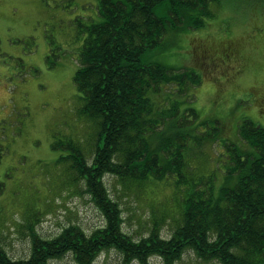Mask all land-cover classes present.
Wrapping results in <instances>:
<instances>
[{"label":"trees","instance_id":"trees-1","mask_svg":"<svg viewBox=\"0 0 264 264\" xmlns=\"http://www.w3.org/2000/svg\"><path fill=\"white\" fill-rule=\"evenodd\" d=\"M215 1L100 0L103 21L82 28L86 37L74 77L83 112L99 126L100 143L91 162L75 143L68 145L67 159L104 225L90 235L71 226L44 239L34 229L40 221L34 211L25 218L30 256L13 259L0 243V264H48L68 253L78 264H94L112 250L122 264H150L153 258L175 264L187 251L204 262L264 264V127L244 120L237 141L222 139L219 120L200 119L181 100L201 77L144 61L151 51L167 49L172 36L203 27ZM219 143L216 169L222 178L216 169L195 175L193 155ZM108 175L129 189H169L162 223L172 218V236L163 238L157 221L146 238L136 241L125 233L123 211L104 181Z\"/></svg>","mask_w":264,"mask_h":264},{"label":"rangeland","instance_id":"rangeland-1","mask_svg":"<svg viewBox=\"0 0 264 264\" xmlns=\"http://www.w3.org/2000/svg\"><path fill=\"white\" fill-rule=\"evenodd\" d=\"M99 7L100 0H0V243L13 259L30 256L25 218L34 211L40 219L34 229L44 239L71 226L90 235L104 225L67 159L68 145L75 143L91 162L100 143L99 126L83 112L85 102L74 82L86 37L81 30L103 21ZM210 10L203 27L172 36L166 50L151 51L144 61L194 70L202 83L181 100L200 119L219 120L222 139L237 141L242 121L264 127V0H219ZM222 151L219 143L196 152L195 175H210ZM104 181L123 211L125 233L138 241L157 221L161 236H172V218L162 223L169 189H129L110 175ZM122 261L112 250L94 264ZM48 264L78 263L68 253ZM150 264L163 263L153 258ZM175 264L218 263L187 251Z\"/></svg>","mask_w":264,"mask_h":264},{"label":"flooded vegetation","instance_id":"flooded-vegetation-1","mask_svg":"<svg viewBox=\"0 0 264 264\" xmlns=\"http://www.w3.org/2000/svg\"><path fill=\"white\" fill-rule=\"evenodd\" d=\"M225 50H227V49H225ZM228 51V50H227Z\"/></svg>","mask_w":264,"mask_h":264}]
</instances>
